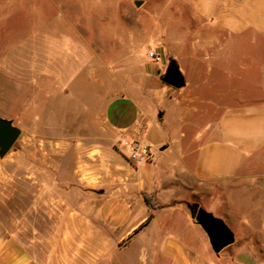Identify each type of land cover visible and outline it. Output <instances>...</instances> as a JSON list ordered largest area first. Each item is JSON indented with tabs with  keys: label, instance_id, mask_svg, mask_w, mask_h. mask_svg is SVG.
<instances>
[{
	"label": "crops",
	"instance_id": "1",
	"mask_svg": "<svg viewBox=\"0 0 264 264\" xmlns=\"http://www.w3.org/2000/svg\"><path fill=\"white\" fill-rule=\"evenodd\" d=\"M186 1L209 21L206 40L177 42L185 84L162 79L161 55L145 58L153 65L139 84L114 96L97 122L64 229L43 255L18 235L0 237V264H210L189 202L234 232L222 253L264 264V0ZM136 139L151 145L139 163L129 158Z\"/></svg>",
	"mask_w": 264,
	"mask_h": 264
},
{
	"label": "rangeland",
	"instance_id": "2",
	"mask_svg": "<svg viewBox=\"0 0 264 264\" xmlns=\"http://www.w3.org/2000/svg\"><path fill=\"white\" fill-rule=\"evenodd\" d=\"M208 21L186 0H0V117L21 130L0 156V237L44 254L82 197L73 174L107 103L139 84L151 50L166 65L180 38L206 40ZM211 250L210 264H236Z\"/></svg>",
	"mask_w": 264,
	"mask_h": 264
},
{
	"label": "water",
	"instance_id": "3",
	"mask_svg": "<svg viewBox=\"0 0 264 264\" xmlns=\"http://www.w3.org/2000/svg\"><path fill=\"white\" fill-rule=\"evenodd\" d=\"M140 4V2H138ZM162 79L174 86L182 87L185 84L184 76L176 63L171 60ZM21 130L10 119L0 117V156L3 157L14 145ZM192 218L202 226L209 237L213 251L219 254L223 248L235 241L234 232L223 219L204 209L198 203H187Z\"/></svg>",
	"mask_w": 264,
	"mask_h": 264
},
{
	"label": "built area",
	"instance_id": "4",
	"mask_svg": "<svg viewBox=\"0 0 264 264\" xmlns=\"http://www.w3.org/2000/svg\"><path fill=\"white\" fill-rule=\"evenodd\" d=\"M149 56L151 58L157 59L158 54L155 50H151L149 52ZM151 145L142 139H136L132 143L131 152H130V160L136 163L145 161L150 154Z\"/></svg>",
	"mask_w": 264,
	"mask_h": 264
},
{
	"label": "trees",
	"instance_id": "5",
	"mask_svg": "<svg viewBox=\"0 0 264 264\" xmlns=\"http://www.w3.org/2000/svg\"><path fill=\"white\" fill-rule=\"evenodd\" d=\"M144 196H145V199H146L148 202L152 203L153 205H157V204L152 200V197H150L147 193H145Z\"/></svg>",
	"mask_w": 264,
	"mask_h": 264
}]
</instances>
